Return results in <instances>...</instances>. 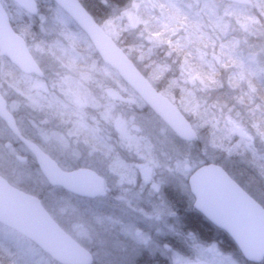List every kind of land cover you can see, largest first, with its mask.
<instances>
[{
    "label": "rangeland",
    "instance_id": "rangeland-1",
    "mask_svg": "<svg viewBox=\"0 0 264 264\" xmlns=\"http://www.w3.org/2000/svg\"><path fill=\"white\" fill-rule=\"evenodd\" d=\"M241 1L245 7L257 5L260 10L264 6V0ZM212 2L220 12L215 14L211 8L208 19L204 16V20L212 23L210 35L225 34L226 29L234 35L229 42L234 45L233 50L240 56V53L250 56L253 67L263 72L264 42L260 40L263 31L257 22L248 20L243 14L247 9L237 6L233 0ZM200 9L198 14H202ZM262 16L264 18V10ZM35 20L44 42L32 40L28 47L44 71L45 79L17 75L0 60V92L26 137L35 140L64 169L93 168L104 177L106 191L97 198L86 199L50 185L27 147L1 119L0 175L20 190L40 196L43 207L56 223L91 251L93 264H157L156 252L162 253L161 257L168 264H185L188 259H202L208 264H245L238 255L223 250L218 243H202L189 232L184 235L185 241L178 244L181 250L169 245L167 249H160L159 235L150 238L147 232H163L164 235L173 230L175 218L167 215L171 206L169 200L173 195H185L187 177L202 162L197 158L223 163L224 168L264 205V169L257 166L264 164V131L253 128L257 120L253 115L264 117L260 96L249 89L251 96L249 93L247 96L254 104L252 110L248 104H242L240 95L232 100L223 95L225 89L231 91L230 84L227 88L211 86L207 78L210 75H201L198 66L193 69L190 63L182 65L178 75L160 92L174 102L196 131L199 143L195 148L196 157H191L189 144H179L177 139H181L147 108L117 73L99 62L90 42L77 41L78 33L70 31L69 21L61 13L51 8L37 12ZM119 21L115 16L100 23L114 40L121 37L123 28ZM127 23L130 31L138 25L137 18L130 14ZM173 28L181 27L173 25ZM215 42L203 41L210 46V60L220 62L223 45L214 49ZM53 45L79 56L84 62L83 68L75 66V59L63 62L51 55ZM208 46L202 44L200 53ZM123 50L129 56L130 51L125 47ZM163 57L165 68L167 58L178 61L171 53ZM162 77L160 73L151 75L152 80L147 78L154 84ZM63 108L74 109V112L66 113ZM144 200L150 208L148 221L134 213ZM162 203L163 214H166L163 216ZM35 246L0 224V250L10 258V264H17L24 253L34 257L36 264H54ZM11 249L16 251L11 252Z\"/></svg>",
    "mask_w": 264,
    "mask_h": 264
},
{
    "label": "water",
    "instance_id": "water-1",
    "mask_svg": "<svg viewBox=\"0 0 264 264\" xmlns=\"http://www.w3.org/2000/svg\"><path fill=\"white\" fill-rule=\"evenodd\" d=\"M13 1L29 14H36L35 0ZM53 1L86 34L100 59L117 72L178 138L187 143L196 139V131L179 108L151 85L79 0ZM0 56L6 57L24 74L38 77L44 75L23 37L12 28L1 2ZM0 118L32 152L37 166L50 185L87 199H93L103 192L105 179L95 170L89 167L64 170L34 141L25 138L1 93ZM187 184L194 198L193 207L230 236L246 261L260 263L264 260V208L221 165L213 162L200 164L187 177ZM0 223L33 242L59 264L93 262L92 253L56 223L39 197L13 186L1 175ZM186 264L208 263L198 260Z\"/></svg>",
    "mask_w": 264,
    "mask_h": 264
},
{
    "label": "trees",
    "instance_id": "trees-1",
    "mask_svg": "<svg viewBox=\"0 0 264 264\" xmlns=\"http://www.w3.org/2000/svg\"><path fill=\"white\" fill-rule=\"evenodd\" d=\"M36 1L38 13L47 12L49 9L54 8L69 21L68 28L70 31L78 33L79 36L77 37V41L83 42L86 40L89 43L86 35L52 0ZM79 1L99 24L104 21L112 20L115 16L120 18L119 25L121 28H123L121 37L115 39L114 41L122 49L125 47L127 49L126 51H130L128 57L143 75L146 77L149 76V79H151V75H160V73L164 75V77L158 79L157 82L154 81L155 83L152 84L157 90H163L165 85H169L170 80L174 79V75H178L177 72L179 68H182V65L184 66V64L187 65L190 63L193 69H195V66H198L199 69H201V75H210L207 78L211 86L222 85L223 88H227L230 84L231 91H229L227 88L223 92V95L228 96V98L230 97V100H232L235 95H240L242 97V104H248L249 108L253 110L254 104L247 96L248 93L250 95L249 89L251 88L256 96H260L262 105L264 106V71L261 72L260 69H258V72L257 68L253 67L252 62L250 61V56L245 57L243 53H240V56L236 53V51L233 50L234 45H231L229 42L232 41L231 35H234L229 34L226 29H224L225 34L216 32L213 36L210 35L212 32V27H210V24L212 23H210L209 20H204V16L206 19H208V14L211 11V8L213 11H215V14L220 12L219 9L216 10V5L214 2H212L213 0ZM1 2L8 12L10 23L13 29L24 37L27 44L32 42V40L44 42L40 38L41 34L39 25L35 20L36 15L28 14L12 0H1ZM240 6L247 9L243 12L247 19L255 20L260 27V31H264V18L262 16L264 6H262L260 10L257 8V5L253 8L250 6ZM200 7L202 8L200 9L202 14H198V9ZM128 14L136 17L138 22V25L135 27V29H131V31L127 23ZM170 20L172 22L167 23V21ZM173 25L174 27L181 28L175 30L176 28H173ZM219 35L221 37H219ZM186 40L187 42H185ZM204 40H213L214 42L216 41L217 43L215 42L216 46H214V49L216 47H220V45H223L221 49V60H219L220 62H216V59L212 58L211 59L213 61L210 60V46L204 44ZM260 40L262 41V36H260ZM202 44L208 46L209 48H205V50L200 53V46H202ZM209 44H211V42H209ZM54 46L55 45H53L51 49V55L61 58L63 62H69L72 59H75V62H73L75 66L78 69L83 68L82 63L84 62H82L83 60L79 56L71 55L69 52H67L69 50L66 51L63 47L61 49H57L59 46H57V48ZM170 53L173 54V56H177L178 61L176 60V62H172L173 57L167 58L165 61V68V65L163 66V59H165L163 56L169 55ZM93 55L98 58L99 62H102L95 50L93 51ZM237 57H239V60ZM0 60L12 67L17 72V75H23L6 58L0 57ZM45 76L46 75H44L42 79H45ZM211 79L213 80L211 81ZM243 80H245V84ZM63 110L66 113L74 112V109L66 110L63 108ZM258 117L259 114L253 115V119H257L253 124L255 126L253 128L255 130L258 128L261 132L264 131V117L263 115L262 117ZM157 118L159 119V117ZM177 140L179 144H184V141L179 139ZM198 143L199 141L197 138L192 143H187L191 147L189 151V155H191V157H196L195 148L197 147ZM184 152L186 153V151ZM203 158L204 157L197 158L198 162L211 161ZM211 162L218 163L224 167L223 163L216 159ZM257 166L264 169V164H258ZM191 196L192 195L187 188L185 195H173V198L169 200L171 206H168L169 209L167 210V215L173 216L175 219L172 218V224L174 226L173 230L170 231L169 234H164L163 240H159L160 243L163 244V248L167 249L166 246L169 245L172 246L173 249L181 250L178 247V244L183 240L185 241L187 237L184 235H186V232H189L194 237H197L202 243H218V245L223 250L238 255L242 261L243 259L240 252L227 233L215 227L201 213L193 208ZM163 215L166 214L164 213ZM25 240L31 243L27 239ZM3 241L7 242L5 240ZM31 244L33 245V243ZM6 245H8V243ZM14 251L16 250L11 249V252ZM39 252L41 255L48 258V256L42 251L39 250ZM17 254H20V251H17ZM23 255L24 257L19 258L17 264H36L37 261H34V257H30L27 253H24ZM9 260L10 258H7L0 250V264H10ZM244 262L245 264H253L246 261ZM37 264H42V262ZM54 264L57 263L54 262ZM163 264L168 263L163 260Z\"/></svg>",
    "mask_w": 264,
    "mask_h": 264
},
{
    "label": "flooded vegetation",
    "instance_id": "flooded-vegetation-1",
    "mask_svg": "<svg viewBox=\"0 0 264 264\" xmlns=\"http://www.w3.org/2000/svg\"><path fill=\"white\" fill-rule=\"evenodd\" d=\"M33 140V139H32ZM35 141V140H34ZM36 142V141H35ZM228 172V171H227ZM229 173V172H228ZM230 174V173H229ZM231 175V174H230ZM232 176V175H231ZM233 177V176H232ZM233 179L235 180V181H237L234 177H233ZM238 182V181H237ZM239 183V182H238ZM240 184V183H239ZM240 186H242L241 184H240ZM105 188H106V186H105ZM242 188H244L243 186H242ZM245 189V188H244ZM253 198H255L257 201H258V199L252 194V192H250L248 189H245ZM105 191H106V189H104V191L101 193V195H103V194H105ZM100 196V195H99ZM134 200V199H133ZM135 201V200H134ZM136 202V201H135ZM140 203V202H139ZM143 203H145V205H143ZM148 205V203H146L145 202V200H144V202H142V203H140V204H138L137 206H136V209H135V211H134V213L135 214H138V216H140V217H142L144 220H146V221H148V220H150V208L147 206ZM162 206H161V209H162V212H161V216H163V203L161 204ZM145 231H143L142 233H144ZM148 233V236H150V238L152 237V236H154L155 238H156V235H159V238H158V241L159 240H163V232H159V233H157V232H152V231H148L147 232ZM145 234V233H144ZM144 236V235H143ZM159 244L161 245L160 247V249H162L163 250V244H161L160 243V241H159ZM159 249V250H160ZM155 254H158V259H157V261H158V263L157 264H163V263H161L162 261H163V257H161V255H162V253H155ZM156 256V255H155ZM189 260H191V259H188L187 261H189ZM186 261V262H187Z\"/></svg>",
    "mask_w": 264,
    "mask_h": 264
}]
</instances>
